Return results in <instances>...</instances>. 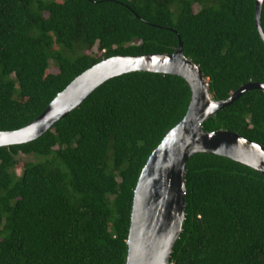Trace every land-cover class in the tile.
Instances as JSON below:
<instances>
[{
    "label": "trees",
    "instance_id": "16d2710c",
    "mask_svg": "<svg viewBox=\"0 0 264 264\" xmlns=\"http://www.w3.org/2000/svg\"><path fill=\"white\" fill-rule=\"evenodd\" d=\"M254 7V0H0V132L34 121L106 58L172 54L174 32L213 100L264 84ZM260 25L264 34V0ZM189 101L179 77L128 73L36 140L1 147L0 264H125L140 172ZM202 129L264 147V91L244 93ZM184 184L185 218L169 264H264V176L199 153Z\"/></svg>",
    "mask_w": 264,
    "mask_h": 264
},
{
    "label": "water",
    "instance_id": "95a60500",
    "mask_svg": "<svg viewBox=\"0 0 264 264\" xmlns=\"http://www.w3.org/2000/svg\"><path fill=\"white\" fill-rule=\"evenodd\" d=\"M254 24L262 43V0H254ZM174 32L173 30H171ZM170 55L114 56L77 76L34 121L14 132H0V148L29 143L64 119L100 85L133 72L172 75L190 90L184 118L169 130L151 153L134 190L125 264H169L185 216L184 176L188 160L207 153L229 159L264 176V147L227 131L204 132L206 120L228 107L244 93L264 91V84L248 83L228 99L213 100L198 65L183 55L179 35Z\"/></svg>",
    "mask_w": 264,
    "mask_h": 264
},
{
    "label": "rangeland",
    "instance_id": "374dc122",
    "mask_svg": "<svg viewBox=\"0 0 264 264\" xmlns=\"http://www.w3.org/2000/svg\"><path fill=\"white\" fill-rule=\"evenodd\" d=\"M93 52L94 53H96L97 52V50L94 48L93 49ZM50 73H57V70L56 69H54V68H52V69H50ZM21 159L23 160V161H25L26 159L25 158H23V157H21ZM22 160H20V162H23ZM20 172H21V168L20 167H18L17 169H16V173L17 174H20Z\"/></svg>",
    "mask_w": 264,
    "mask_h": 264
}]
</instances>
